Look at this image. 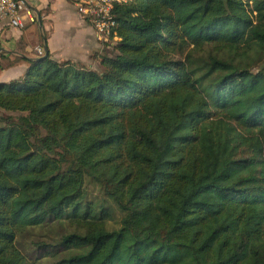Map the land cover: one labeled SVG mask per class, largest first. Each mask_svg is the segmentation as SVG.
Returning <instances> with one entry per match:
<instances>
[{"label": "trees", "instance_id": "16d2710c", "mask_svg": "<svg viewBox=\"0 0 264 264\" xmlns=\"http://www.w3.org/2000/svg\"><path fill=\"white\" fill-rule=\"evenodd\" d=\"M113 13L101 71L44 52L0 83V264L53 228L38 264H264V0Z\"/></svg>", "mask_w": 264, "mask_h": 264}, {"label": "crops", "instance_id": "0c3cea01", "mask_svg": "<svg viewBox=\"0 0 264 264\" xmlns=\"http://www.w3.org/2000/svg\"><path fill=\"white\" fill-rule=\"evenodd\" d=\"M35 21L24 28L0 22V83L19 79L40 47L57 61L88 64V51L98 41L92 26L69 0H27ZM26 17L29 12H25ZM90 66V65H89ZM98 71V69H95Z\"/></svg>", "mask_w": 264, "mask_h": 264}, {"label": "built area", "instance_id": "2783aa9c", "mask_svg": "<svg viewBox=\"0 0 264 264\" xmlns=\"http://www.w3.org/2000/svg\"><path fill=\"white\" fill-rule=\"evenodd\" d=\"M78 14L87 21L95 31L100 42L117 44L120 38L117 35L118 21L113 13L115 4L129 0H69ZM29 12L26 17L25 12ZM5 21L15 28H24L35 21L30 13L27 0H0V22ZM38 57L44 55V50L36 48Z\"/></svg>", "mask_w": 264, "mask_h": 264}, {"label": "rangeland", "instance_id": "374dc122", "mask_svg": "<svg viewBox=\"0 0 264 264\" xmlns=\"http://www.w3.org/2000/svg\"><path fill=\"white\" fill-rule=\"evenodd\" d=\"M115 44L113 43H106V42H97L93 48L89 49L88 51V64H86L87 67L98 69V71L102 70V57L104 55H110L114 54L116 52L115 50ZM90 65V66H89ZM264 65V63H263ZM88 194L89 197L92 198H100L101 194L98 191V188H96L94 185L89 184L88 185ZM117 219L121 217V214L119 212L116 213ZM117 223L111 224V226H116ZM59 230L61 228H53L51 231L49 230H34L32 233L26 235L19 243L20 248L25 254H32L33 261H37V255H38V241L43 242H55L57 240V237L59 235Z\"/></svg>", "mask_w": 264, "mask_h": 264}, {"label": "water", "instance_id": "95a60500", "mask_svg": "<svg viewBox=\"0 0 264 264\" xmlns=\"http://www.w3.org/2000/svg\"><path fill=\"white\" fill-rule=\"evenodd\" d=\"M48 53V48H46V54Z\"/></svg>", "mask_w": 264, "mask_h": 264}]
</instances>
